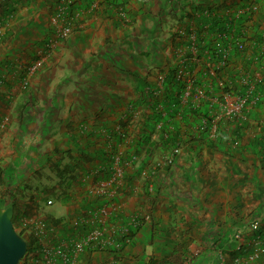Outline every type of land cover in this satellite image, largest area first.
<instances>
[{
  "label": "crops",
  "instance_id": "0c3cea01",
  "mask_svg": "<svg viewBox=\"0 0 264 264\" xmlns=\"http://www.w3.org/2000/svg\"><path fill=\"white\" fill-rule=\"evenodd\" d=\"M210 10L232 13L223 37L244 44L224 67L201 50L213 40L202 21ZM66 16L80 24L58 37ZM263 53L264 0H0V164L9 177L25 161L38 169L52 159L56 173L73 163L66 186L57 176L56 193H32L23 213L53 223L68 246L103 229L106 244L72 264H146L175 252L192 264L224 255L264 264ZM227 86L252 92L242 113ZM148 125L153 139L179 130L177 144L138 151ZM123 129L122 141L110 134Z\"/></svg>",
  "mask_w": 264,
  "mask_h": 264
},
{
  "label": "built area",
  "instance_id": "2783aa9c",
  "mask_svg": "<svg viewBox=\"0 0 264 264\" xmlns=\"http://www.w3.org/2000/svg\"><path fill=\"white\" fill-rule=\"evenodd\" d=\"M71 32L69 24H63L57 29L58 36H67ZM241 48H243L242 42H237ZM224 56L221 64L224 65L232 55V49L228 48L224 51ZM40 63V62H39ZM227 98L231 100V107L234 111L242 113L250 100H253L252 92L248 89L246 93H236L234 91L229 92ZM178 151V148L174 149V153ZM167 162L173 161V156L166 159ZM122 171L119 172L121 174ZM105 193V190L103 191ZM47 205L53 204V200L48 198L46 200ZM19 219V232L26 235V239L30 241V235L36 238L35 242L31 244V248L26 252L25 259L26 264H72L74 262L73 257L78 253L90 249L96 245H105L106 240L103 239V229L99 227L90 228V231L82 239H73L72 245H67L56 241L57 227L53 223L49 222L46 218L40 214L25 215L20 214ZM251 228L258 230L260 228V220L256 218L251 223ZM25 234V235H24ZM239 236V232L235 234ZM220 264H239V259L235 257L233 261L227 263L226 256L220 257Z\"/></svg>",
  "mask_w": 264,
  "mask_h": 264
},
{
  "label": "trees",
  "instance_id": "16d2710c",
  "mask_svg": "<svg viewBox=\"0 0 264 264\" xmlns=\"http://www.w3.org/2000/svg\"><path fill=\"white\" fill-rule=\"evenodd\" d=\"M186 3V2H184ZM118 6H122V5H118ZM203 23L208 24L209 25V29L213 35V40H211L212 42L206 41L207 38L200 36L199 39L196 41L198 46H200L204 41H206L205 44H203V46L201 47V50H204L207 52V54L210 55V57L212 56V58H214L217 63L222 61L223 56H224V51L228 48H231L233 51H235V49H242L239 44L235 43L233 46L231 44H229L227 42L226 39H224L223 35L227 34L232 26H234L235 21H234V17L232 15V13H227L223 16H219L217 10H210L208 12V16L207 17H203L202 19ZM70 24V23H69ZM217 32L218 36H215V33ZM216 38V39H215ZM262 57L264 58V53L262 54ZM228 61L225 62L224 65H222L223 67L226 66ZM216 72H219V70H216ZM177 70L175 68H173L172 70H170L168 72L167 76V80L172 81V80H177L176 75ZM228 87V86H227ZM232 90L228 87L226 94H228L229 92H231ZM241 94V93H240ZM252 98V97H251ZM124 121V120H123ZM122 121V122H123ZM150 120H146L144 122V125H146ZM169 122V121H168ZM123 127L126 128L127 123H122ZM124 131V133H123ZM122 132H117V131H110L112 137L119 139V141L122 139L123 140V134L128 135L129 130L128 129H123ZM142 133L139 134L138 138H136V143H135V147L138 148V151H140L141 149H144L145 152L147 154H152L154 152V150H162L163 152L168 151L169 149H172L177 143L178 138L180 137V131L179 130H172L169 131L168 129L164 128L162 129V133L160 134V137L153 139L151 136V126H146L143 127L141 129ZM121 140V141H122ZM115 149H118L117 146L115 147ZM102 150V149H101ZM102 153V151H100ZM103 154H106V152H103ZM85 156V155H84ZM87 159V157H85ZM62 162H58L57 164V175L59 177V182L61 183V185H65V183L67 182V175L69 173V170L71 168V166H73L72 162L69 161L68 163H66L64 165V167H61ZM0 185H2L4 187V193L3 197L5 198V201L3 205H7V204H13L15 207V213L13 216V223L15 228L17 229V227H19V219L20 216L19 215V207L17 204V201H15V199L12 197H8L7 194L11 195L12 194V186L9 182V177L7 175H5V169L4 167L0 164ZM2 205V204H0ZM22 235L23 233L20 232ZM36 240V238H34L32 235H30V241L28 244V249L27 251L30 250L31 248V244L34 243ZM186 253L181 252L176 254L173 253L171 256L167 257V259H161V258H155L152 257L150 259V261L146 264H180L179 260H182L185 258ZM23 259V258H22ZM21 259V260H22ZM20 260V261H21Z\"/></svg>",
  "mask_w": 264,
  "mask_h": 264
},
{
  "label": "rangeland",
  "instance_id": "374dc122",
  "mask_svg": "<svg viewBox=\"0 0 264 264\" xmlns=\"http://www.w3.org/2000/svg\"><path fill=\"white\" fill-rule=\"evenodd\" d=\"M87 6L90 7V4L87 3V5L85 7L87 8ZM63 14L66 15L67 13L66 12L65 13L60 12L59 13L60 19L62 18ZM59 18L56 17L57 20ZM168 20H170V19H168ZM64 22H65L64 24H67V25L70 23L69 26L72 29L71 33H69L67 36H64L65 38H67L68 36H70L72 34L73 28H75L74 26H78L80 23H76L74 25L72 23L73 22L72 17L70 19H67V16L64 17ZM59 27L60 26L58 25L57 29ZM163 27H164L163 30H165L166 25ZM56 34H57V31H56ZM90 36L92 37V36H94V34H91V32L86 33V35L84 34L85 38L90 37ZM119 36H122V35H119ZM58 37H61V36H58ZM161 46L165 47L164 44ZM118 47H120V44L118 45ZM154 52L156 54L158 53V58L166 55L163 52V49H161V48L159 50L154 49ZM169 52L171 53L172 51H169ZM137 53H138V55L137 54L136 55L140 56L138 51H137ZM151 55H152V51H145V56L150 58ZM167 56L170 57L169 55H167ZM152 58H155V57H152ZM178 152H175V153H178ZM169 153H171V151ZM35 164L37 167L38 163H34V165L33 164L30 165L29 161H25L24 163L21 164L20 170H18V169H15V170L9 169L8 170L9 171L8 172L9 182L12 186V194L11 195L7 194V196L8 197L13 196L15 201H17V204L19 207V215L21 213H23L22 209H24L25 205L27 204L29 197L31 195H33L32 193H37L39 191H45V190L51 191V189L54 190V193H56L55 189L58 188V186H57V181H58L57 176L58 175L56 173V165L54 166V161L52 159H49L48 161H45V163L43 165H41V167H39L38 169L35 167ZM17 165H19V164L17 163ZM62 165H63V163L61 164V167H62ZM25 169L27 170L26 173H24ZM55 186H56V188H55ZM63 186H66V185H63ZM59 187H61V185ZM4 191H5L4 187L2 185H0V204H2V205L4 204V202H6L5 198L3 197V194H5ZM51 199L53 200V204H54L55 203L54 199L53 198H51ZM53 204H51V205H53ZM19 228L20 227H17L18 230H19ZM161 259H167V257H161ZM192 261H193V259L190 260L189 258H184L182 260H179V263L180 264H192ZM196 261L197 260L193 261V263H196ZM20 264H26L24 258L20 261Z\"/></svg>",
  "mask_w": 264,
  "mask_h": 264
},
{
  "label": "water",
  "instance_id": "95a60500",
  "mask_svg": "<svg viewBox=\"0 0 264 264\" xmlns=\"http://www.w3.org/2000/svg\"><path fill=\"white\" fill-rule=\"evenodd\" d=\"M13 204L0 205V264H20L28 249L27 239L15 228Z\"/></svg>",
  "mask_w": 264,
  "mask_h": 264
}]
</instances>
